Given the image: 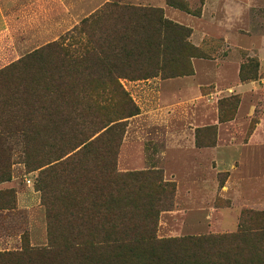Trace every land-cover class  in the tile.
Listing matches in <instances>:
<instances>
[{
	"label": "rangeland",
	"instance_id": "374dc122",
	"mask_svg": "<svg viewBox=\"0 0 264 264\" xmlns=\"http://www.w3.org/2000/svg\"><path fill=\"white\" fill-rule=\"evenodd\" d=\"M111 2L160 9L185 33L162 35L151 76L116 77L138 113L119 120L114 152L0 135V264L106 261L110 158L117 175L174 184L143 252L162 264H264V0H0V70ZM111 113L97 117H121Z\"/></svg>",
	"mask_w": 264,
	"mask_h": 264
},
{
	"label": "trees",
	"instance_id": "16d2710c",
	"mask_svg": "<svg viewBox=\"0 0 264 264\" xmlns=\"http://www.w3.org/2000/svg\"><path fill=\"white\" fill-rule=\"evenodd\" d=\"M169 33L183 35L185 28L160 9L106 4L59 40L0 70V135H37L50 146L56 143L57 150L69 148L67 152L85 143L78 155L97 148L114 152L125 127L119 120L138 113L116 77L151 76L156 58L167 48L162 35ZM114 100L123 104L111 111ZM97 112H120L121 117L106 122ZM6 127L13 130L5 133ZM108 166L103 235L108 251L102 264H162L155 252L143 248L156 243L155 206L162 200L170 203L174 184L158 172L117 175L112 158Z\"/></svg>",
	"mask_w": 264,
	"mask_h": 264
}]
</instances>
